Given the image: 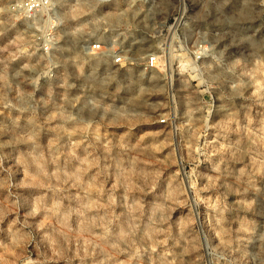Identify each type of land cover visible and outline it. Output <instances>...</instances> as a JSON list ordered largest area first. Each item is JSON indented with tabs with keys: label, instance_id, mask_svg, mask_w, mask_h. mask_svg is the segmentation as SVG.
<instances>
[{
	"label": "rangeland",
	"instance_id": "1",
	"mask_svg": "<svg viewBox=\"0 0 264 264\" xmlns=\"http://www.w3.org/2000/svg\"><path fill=\"white\" fill-rule=\"evenodd\" d=\"M9 1L0 264H264V0Z\"/></svg>",
	"mask_w": 264,
	"mask_h": 264
},
{
	"label": "built area",
	"instance_id": "2",
	"mask_svg": "<svg viewBox=\"0 0 264 264\" xmlns=\"http://www.w3.org/2000/svg\"><path fill=\"white\" fill-rule=\"evenodd\" d=\"M101 2H109L111 0H99ZM179 6H187L188 4L185 0H178ZM8 16L15 21H19L24 24L29 29L32 28L34 24H39L43 26L42 38H41V50L44 52H50L52 50V45L55 41V30L58 27V15L55 5V0H10L6 5ZM1 9V8H0ZM187 11V9H186ZM1 14V12H0ZM188 17L185 16L181 11L177 12V15L173 18V24L181 25L184 27L187 25ZM91 51H99L104 48L102 42H94L87 44L86 46ZM114 63H124L123 55L120 51H115L113 53ZM158 62V56L150 55L145 61V69H152L156 66ZM162 122L164 119L161 120Z\"/></svg>",
	"mask_w": 264,
	"mask_h": 264
},
{
	"label": "bare ground",
	"instance_id": "3",
	"mask_svg": "<svg viewBox=\"0 0 264 264\" xmlns=\"http://www.w3.org/2000/svg\"><path fill=\"white\" fill-rule=\"evenodd\" d=\"M115 51H113V53H114Z\"/></svg>",
	"mask_w": 264,
	"mask_h": 264
}]
</instances>
